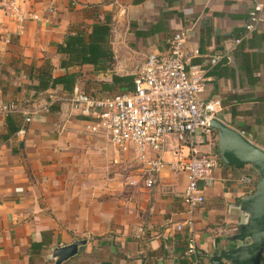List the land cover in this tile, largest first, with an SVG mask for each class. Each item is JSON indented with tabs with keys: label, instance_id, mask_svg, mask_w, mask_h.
I'll list each match as a JSON object with an SVG mask.
<instances>
[{
	"label": "crops",
	"instance_id": "obj_1",
	"mask_svg": "<svg viewBox=\"0 0 264 264\" xmlns=\"http://www.w3.org/2000/svg\"><path fill=\"white\" fill-rule=\"evenodd\" d=\"M252 2L17 0L20 11L39 16L22 22L0 8V95L21 110L0 114V264H52L53 248L83 238L86 243L62 264H186L189 228L200 264H208L215 243L227 245L223 238L242 221L232 206L256 185L251 165L220 163L203 191L204 203L189 212L183 174L166 167L145 187L131 153L105 133L87 130L67 102L48 104L50 97L66 94L35 90L37 81L29 75L48 64L53 76L74 73V86L84 91L101 96L125 91L127 85L111 84L112 75L133 78L148 53L166 51L171 36L185 28L186 48L198 52L194 63L207 64L209 57L227 52L209 70L202 97L217 98L216 118L264 149V18L232 48ZM98 21L110 28L112 64H68L57 47L67 34H88ZM84 80L96 83L85 88ZM22 112H30L29 122ZM14 124L19 128L9 134ZM212 143L201 150L214 152Z\"/></svg>",
	"mask_w": 264,
	"mask_h": 264
},
{
	"label": "built area",
	"instance_id": "obj_2",
	"mask_svg": "<svg viewBox=\"0 0 264 264\" xmlns=\"http://www.w3.org/2000/svg\"><path fill=\"white\" fill-rule=\"evenodd\" d=\"M263 7L264 0H253L243 31L233 39L232 48L258 29L264 18ZM0 8L4 16L19 22L39 20L36 13L20 11L17 0H1ZM187 33L185 28L175 32L166 51L148 53L133 76L131 89L95 96L74 86L70 94L50 97L48 104L67 102L85 119L87 130L103 132L121 151H130L140 165L145 187L151 188L166 167L174 174H183L187 183L182 198L192 212L204 203L203 191L212 183L221 163L218 154L201 150L213 141L214 130L209 122L216 118L221 103L217 98L207 100L202 95L209 70L227 52L209 57L207 64L194 63L198 52L186 48ZM20 111L17 104L4 101L0 95V114ZM29 114L23 113L25 123L30 121ZM172 140L176 143L174 147ZM165 153L169 154V160L164 158ZM184 256L188 264L201 262L190 228Z\"/></svg>",
	"mask_w": 264,
	"mask_h": 264
},
{
	"label": "water",
	"instance_id": "obj_3",
	"mask_svg": "<svg viewBox=\"0 0 264 264\" xmlns=\"http://www.w3.org/2000/svg\"><path fill=\"white\" fill-rule=\"evenodd\" d=\"M209 126L217 135L221 163L224 166L251 165L258 173V180L252 193L232 206L242 216V221L237 223L234 233L223 238L227 245L214 244L211 253L206 255L208 264H264V149L217 118L211 119ZM85 243L86 238H83L53 248L52 264H62L73 257Z\"/></svg>",
	"mask_w": 264,
	"mask_h": 264
},
{
	"label": "trees",
	"instance_id": "obj_4",
	"mask_svg": "<svg viewBox=\"0 0 264 264\" xmlns=\"http://www.w3.org/2000/svg\"><path fill=\"white\" fill-rule=\"evenodd\" d=\"M109 21L105 18V21ZM105 21H98L90 26V32L88 34L83 31L77 33H69L65 36L63 44L57 47L59 53L67 55V63L72 65H83L88 64L96 67L101 63H108L110 66L112 64V52L107 45V38L109 36L110 28ZM66 65V63L61 62V66ZM107 65V66H108ZM30 79H35L37 81L36 85L32 88L35 90H46L48 88L58 89V93L69 94L71 93L73 86L77 82V76L74 73L63 74L59 76H53L52 67L45 64L42 68H37L30 73ZM132 77H120L112 75L111 84H125L129 89L132 88ZM104 84V83H103ZM234 115V112H233ZM15 125V124H14ZM9 126V134H14L19 128V125ZM216 133L214 132L213 142L214 152L217 155V145H216ZM243 165H238L234 167H242ZM186 264H188L187 258L184 256ZM264 262V256H263Z\"/></svg>",
	"mask_w": 264,
	"mask_h": 264
},
{
	"label": "rangeland",
	"instance_id": "obj_5",
	"mask_svg": "<svg viewBox=\"0 0 264 264\" xmlns=\"http://www.w3.org/2000/svg\"><path fill=\"white\" fill-rule=\"evenodd\" d=\"M90 79H91V78H90ZM94 80H95V78H94ZM83 82H84V84H85V88H87L88 86L90 87L91 84L95 85V83H96V81L92 82V81H89V80H84ZM81 90H82V87H81ZM82 91H84V90H82ZM85 92H86V93H89V94H91V95L101 96V95H98V94H93L92 91H85ZM116 92H119V91H115V92H112V93H108L107 95H109V94H113V93H116ZM245 136H246V135H245ZM216 137H217V135H216ZM246 137H247V136H246ZM247 138H248V137H247ZM213 144H215V142H213L212 145H213ZM210 145H211V144H210ZM216 145H217V141H216ZM202 147H206V146H202ZM123 153L130 154V151H125V152H123ZM133 167H134V168H132L133 170H137V166H133ZM257 180H258V174L255 175V179H254L255 183L257 182Z\"/></svg>",
	"mask_w": 264,
	"mask_h": 264
}]
</instances>
